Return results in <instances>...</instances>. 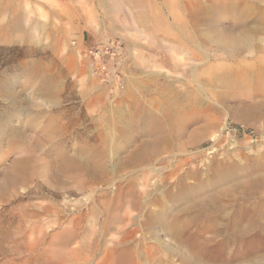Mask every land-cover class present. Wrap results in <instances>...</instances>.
I'll list each match as a JSON object with an SVG mask.
<instances>
[{"label":"rangeland","instance_id":"374dc122","mask_svg":"<svg viewBox=\"0 0 264 264\" xmlns=\"http://www.w3.org/2000/svg\"><path fill=\"white\" fill-rule=\"evenodd\" d=\"M15 17L32 38L0 43V264L264 258V0H0ZM112 39L127 59L99 79L80 54Z\"/></svg>","mask_w":264,"mask_h":264},{"label":"built area","instance_id":"2783aa9c","mask_svg":"<svg viewBox=\"0 0 264 264\" xmlns=\"http://www.w3.org/2000/svg\"><path fill=\"white\" fill-rule=\"evenodd\" d=\"M80 55L88 64L93 76L99 79L109 78V76L117 74L127 59L123 45L114 39L107 40L101 47L86 49Z\"/></svg>","mask_w":264,"mask_h":264},{"label":"bare ground","instance_id":"6f19581e","mask_svg":"<svg viewBox=\"0 0 264 264\" xmlns=\"http://www.w3.org/2000/svg\"><path fill=\"white\" fill-rule=\"evenodd\" d=\"M7 23L4 25L2 29V24L0 25V43H16L20 41H26L29 38H32L28 35L27 31H22L24 29L22 27L23 18L15 17L12 21H6ZM252 36V35H251ZM251 36L242 37L239 35L227 34L223 31H215L208 37V41L215 44L216 46L223 49H247L249 50V45L252 44ZM247 45V46H245ZM238 49V50H240ZM260 48L257 47L258 51ZM18 122V121H17ZM30 131V130H29ZM264 258L259 261L257 264H263Z\"/></svg>","mask_w":264,"mask_h":264}]
</instances>
